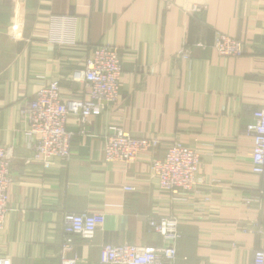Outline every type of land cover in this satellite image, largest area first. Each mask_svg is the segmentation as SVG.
<instances>
[{"label": "crops", "instance_id": "0c3cea01", "mask_svg": "<svg viewBox=\"0 0 264 264\" xmlns=\"http://www.w3.org/2000/svg\"><path fill=\"white\" fill-rule=\"evenodd\" d=\"M220 34L243 43L244 54L221 57ZM98 46L121 51L120 100L90 118L86 134L70 119L68 161L32 159L21 109L48 82L82 97L85 83L71 74ZM261 107L264 0H0V145L10 150L12 177L0 257L60 264L63 215L89 212L105 223L92 240L75 239L77 264H101L107 244L162 246L146 221L167 216L180 220L177 264H252L264 250V182L252 173L246 128ZM110 126L162 147L131 165L105 164ZM175 142L202 156L195 191L178 197L151 170Z\"/></svg>", "mask_w": 264, "mask_h": 264}, {"label": "built area", "instance_id": "2783aa9c", "mask_svg": "<svg viewBox=\"0 0 264 264\" xmlns=\"http://www.w3.org/2000/svg\"><path fill=\"white\" fill-rule=\"evenodd\" d=\"M204 6L195 5L194 13H202ZM206 48L204 45H199ZM213 48L225 58H238L244 54L243 43L227 35H217ZM189 52L182 50L180 56L188 58ZM123 60L121 51L112 46H98L86 59L83 68L72 71L71 81L85 83L82 97L66 98L60 83H43L35 97L21 109L29 126V134L35 139L32 159L52 164L58 159L68 161L72 156L74 133L68 128L71 118L81 124L80 134H86V124L92 117L121 98ZM42 78V77H40ZM253 142L252 173L264 182V107L253 113V122L246 128ZM162 147L158 138L134 137L117 126H110L104 148V163H135L141 153L157 151ZM202 156L199 151L181 142L166 147L162 157H154L151 170L159 188L173 196L189 195L197 185ZM12 185L10 150L0 145V231L5 228L8 212L9 189ZM126 191H133L126 187ZM209 198L205 197V202ZM105 223L102 213H65L62 220L64 242L60 264H77L72 256L76 238L92 240ZM149 231L163 239L159 247L130 244L104 245L100 252L101 264H177V243L181 238L178 217H150L146 221ZM0 264H12L6 257H0ZM252 264H264V250H256Z\"/></svg>", "mask_w": 264, "mask_h": 264}]
</instances>
